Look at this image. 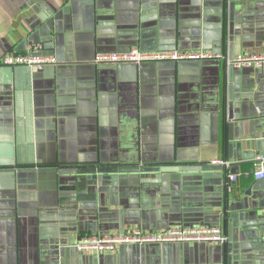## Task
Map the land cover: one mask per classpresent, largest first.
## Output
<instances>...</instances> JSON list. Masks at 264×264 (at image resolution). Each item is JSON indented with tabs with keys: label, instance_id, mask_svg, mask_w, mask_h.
Masks as SVG:
<instances>
[{
	"label": "crops",
	"instance_id": "obj_1",
	"mask_svg": "<svg viewBox=\"0 0 264 264\" xmlns=\"http://www.w3.org/2000/svg\"><path fill=\"white\" fill-rule=\"evenodd\" d=\"M226 1L0 0V61L32 51L57 59L43 71L0 64V264H224V247L232 257L226 264H264V202L256 201L264 181L253 175L264 129L245 118L264 111V72L231 73L217 61L94 63L97 53L133 47L264 53V0H236L234 21ZM232 88L235 120L246 121L252 144L230 141ZM239 141L260 153L225 158V148ZM217 160L229 163L224 178L203 170ZM49 168H151L157 172L148 177L159 185L145 186L125 209L108 187L98 192L81 179L76 192L64 193L70 206L61 207L43 171ZM163 168L172 172L161 176ZM232 174L238 179L226 194ZM80 211L83 220L72 222ZM185 224L220 226L226 246L126 245L101 254L74 248L88 234Z\"/></svg>",
	"mask_w": 264,
	"mask_h": 264
},
{
	"label": "built area",
	"instance_id": "obj_2",
	"mask_svg": "<svg viewBox=\"0 0 264 264\" xmlns=\"http://www.w3.org/2000/svg\"><path fill=\"white\" fill-rule=\"evenodd\" d=\"M37 50V48H35ZM32 51L29 53H14L4 55L0 64L7 67H26L32 71H43L48 66H54L57 59L53 56L41 55ZM217 61L225 63L229 68L242 70L255 68L264 70V53L239 54L235 58L223 53L211 50L185 52L180 50H156L145 51L139 47H133L122 52H102L94 57V63L98 66L133 64L144 65L165 62H204ZM214 165L229 166L228 161H213ZM253 175L256 180H264V155H259L253 162ZM238 175L229 176L228 192H233V184ZM228 241L220 226H175L157 232H146L140 228H134L124 234L101 235L92 234L80 237L74 248L79 253H112L126 245H162V244H197L207 243L220 245ZM264 241V238H263Z\"/></svg>",
	"mask_w": 264,
	"mask_h": 264
},
{
	"label": "water",
	"instance_id": "obj_3",
	"mask_svg": "<svg viewBox=\"0 0 264 264\" xmlns=\"http://www.w3.org/2000/svg\"><path fill=\"white\" fill-rule=\"evenodd\" d=\"M229 1H230V3L228 5V7H229L228 17L231 21H234L235 6L238 5V2H236V0H229ZM229 1H226V5L228 4ZM231 1L233 2L232 4H231ZM141 49H143V48H141ZM126 51H128V50H126ZM239 54H241V53H236L234 55H231L230 57L235 58ZM27 69H29V68H27ZM250 69H255V68H250ZM29 70L32 71L31 69H29ZM228 70L231 73L234 72L233 68H228ZM239 71H241V70H239ZM257 71H258V73L264 72L263 69H257ZM232 91H233V88L230 91V98H229L230 101H228V105H227L228 109H229V113H228V117L226 118V121H225L226 125L228 126V128L230 129V132H231L230 141L233 142L236 138V139H241V141H247V142L252 144L253 140H247L246 139V136H247L246 125H245L246 121L244 119H242V121H240V123L238 124L235 120V118H236V116H235L236 107H235V101L233 100ZM245 118L252 120L254 122V125L264 129V111L261 110L259 113H257V115L255 113L253 115L245 116ZM228 120L230 121L229 123H228ZM237 129H239V132H237V136H236L234 132ZM241 141L235 143L234 148L233 149L229 148V151H228V147L225 148V158H227V159H232V158H238L239 159L240 158L244 161H248V160L253 159L255 157V155L258 153V151H251V152L244 151L243 150V144ZM231 145H232V143H231ZM256 145H258L260 148H262V146L264 147V143H262V142H256ZM262 153L264 154V151ZM37 163L40 164L39 162H37ZM166 170L172 172V168L165 169V170L163 168V169H161V172H162L161 176L163 173H168ZM203 170L213 172V173H218L219 177L222 175V178H224L225 174H227L226 168L221 166V165H214V164L208 165V166H205L203 168ZM43 171L48 172L52 175L50 177V181L52 183L53 193L55 195V199L53 202L55 204H61V207L64 204L69 205L68 202H65L68 200V197H66V194H64V193L76 192L78 187L81 186L79 184L81 179H85L87 181L86 183L88 185H90L91 187H92V185L94 186V184H96L98 187L97 188L98 192L103 191L105 187H108L106 189H108L109 191L114 193L113 196L118 199V202H120L121 204H123L126 207L125 209H129L132 207V203L135 202L134 198L138 196L137 193L140 192V190H144L145 186H148V185L158 186L159 185L158 184V182H159L158 178L152 181V180H150L151 178L148 177L149 176L148 173H153V172L156 173L157 172V170H154L151 168H143V169L135 171V172H126V173H121L120 171H116V170H113V171L110 170L109 171L106 169H98V168L79 169V170H75V171L71 170L69 172H66V171L63 172V171H59V169L49 168V169H45ZM153 176L156 177V175H153ZM157 176H158V173H157ZM160 179H161V181H163V184H164V178L161 177ZM260 181H264V180H260ZM110 186H112V187H110ZM260 186L264 187V182H262L260 184ZM224 190L226 191V194L232 193V192L231 193L228 192L227 187H225ZM258 192H259V194H257L258 196L256 197L257 200L254 199V201L256 200L258 202V205H259L260 202H264V188H259ZM83 193L87 194L86 191H83ZM161 193H162V191H161ZM48 194H49V192H48ZM227 205H228V203H226V198H225V200L223 202L224 218H225V215L227 213ZM263 207H264V205H263ZM83 218H84L83 212L80 211L79 215L76 218H74V220L72 222H75V223L80 222L83 220ZM95 223L96 222H94V224ZM183 226H194V225L185 224ZM248 227L254 229V227H256V226L254 224V225H250ZM101 235H105V234H101ZM224 235L226 236L225 233H224ZM223 245L226 246L225 243ZM232 246L233 245L228 246V252H230V253H232V251H233ZM223 249L225 252L224 264H226L227 261H230L232 259V257L226 255V249H227L226 247H224Z\"/></svg>",
	"mask_w": 264,
	"mask_h": 264
}]
</instances>
